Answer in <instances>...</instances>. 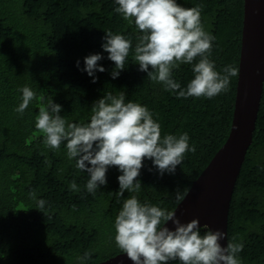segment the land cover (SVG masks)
Segmentation results:
<instances>
[{"label": "trees", "instance_id": "trees-1", "mask_svg": "<svg viewBox=\"0 0 264 264\" xmlns=\"http://www.w3.org/2000/svg\"><path fill=\"white\" fill-rule=\"evenodd\" d=\"M177 3L201 5L202 25L215 37L210 59L216 70L227 64L237 69L226 93L178 99L138 71L132 49L125 69L112 79L114 62L101 48L104 31L124 35L133 48L139 35L134 24L113 11V0H0V264H76L85 250L92 253L87 264H99L122 254L114 243L113 224L124 199L136 195L141 202L173 212L182 201L175 193L179 190L185 197L224 145L237 92L244 0ZM96 53L102 55L97 63L105 71L96 72L92 83L80 69L83 58ZM173 75L181 87L193 78L187 64ZM25 85L35 98L20 115L13 109L20 102L17 90ZM120 91L125 102L147 106L160 123L161 135L187 132L196 151L186 152L175 173L163 176L145 160L137 177L138 193L116 195L120 173L113 166L106 173L107 184L88 194L86 174L66 158L63 143L55 151L45 147L34 127L35 116L53 100L62 106L67 122L87 123L94 101ZM71 181L78 190H69ZM30 190L46 201L43 208L35 209ZM227 238L243 243L241 264H264V85L252 143L230 202Z\"/></svg>", "mask_w": 264, "mask_h": 264}, {"label": "clouds", "instance_id": "clouds-1", "mask_svg": "<svg viewBox=\"0 0 264 264\" xmlns=\"http://www.w3.org/2000/svg\"><path fill=\"white\" fill-rule=\"evenodd\" d=\"M113 11L139 33L137 42L122 34L104 31L101 48L107 59L114 62L109 73L116 79L125 69L130 49L138 71L146 78L159 84L163 91L179 98L204 97L211 99L229 90L230 80L237 69L224 65L216 70L215 61L210 59L214 35L206 31L201 21V5L186 8L177 0H113ZM198 58V59H197ZM100 53L83 58L81 71L96 82V72L105 68L97 62ZM195 61V62H194ZM191 66L193 78L186 87H181L174 78L173 70L180 65ZM79 69L80 61H76ZM20 102L13 109L23 115L35 98L27 85L18 88ZM62 106L50 100L47 107L41 106L34 120V127L42 134L46 148L58 150L64 144L65 155L74 161V167L87 176L84 190L95 194L107 184L106 173L115 166L120 173L116 179L118 197L125 192L138 193L141 181L137 179L145 160H150L158 175L174 174L186 152H195L187 132L161 135V126L153 118L147 106L131 100L125 102L123 91L103 95L94 101L87 123L67 122L61 115ZM152 169L149 168V171ZM69 190H78L75 181L69 182ZM29 198L35 200L36 208L45 206L43 198H36L31 190ZM177 201L184 195L178 190ZM171 221L172 228L165 226ZM114 243L132 264H241L239 253L243 243L227 238L226 245L220 241L226 233L212 230L207 224L200 225L198 219L181 223L175 213L162 209L147 201L141 202L136 195L124 199L114 219ZM203 229V231H202ZM92 253L85 250L76 257V264H87Z\"/></svg>", "mask_w": 264, "mask_h": 264}, {"label": "water", "instance_id": "water-1", "mask_svg": "<svg viewBox=\"0 0 264 264\" xmlns=\"http://www.w3.org/2000/svg\"><path fill=\"white\" fill-rule=\"evenodd\" d=\"M264 85V0H244V18L236 99L229 136L194 181L173 213L181 223L198 219L200 225L226 233L237 177L252 143ZM166 227L172 228L171 221ZM99 264H132L119 254Z\"/></svg>", "mask_w": 264, "mask_h": 264}]
</instances>
